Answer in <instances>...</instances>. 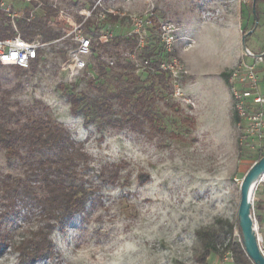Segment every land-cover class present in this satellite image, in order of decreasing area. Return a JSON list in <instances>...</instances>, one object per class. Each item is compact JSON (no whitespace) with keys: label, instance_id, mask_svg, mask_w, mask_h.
<instances>
[{"label":"rangeland","instance_id":"374dc122","mask_svg":"<svg viewBox=\"0 0 264 264\" xmlns=\"http://www.w3.org/2000/svg\"><path fill=\"white\" fill-rule=\"evenodd\" d=\"M151 5L158 20L173 23L180 30L185 20L196 17L192 0H0V27L12 25L22 35L17 28L19 21L29 28L35 23L37 27L52 28L61 37L45 42L43 30L36 28L40 34L32 40L48 43L38 65L30 70L0 65V107L10 115L0 122L8 127L20 128L39 116L58 124L43 102L34 97L31 101L23 99L32 95L30 88L34 93L50 87L69 103L71 94L97 97L100 94L96 86L105 84L112 91L123 83L120 78L131 75L155 89L156 103L149 110L153 122L144 120L140 129L126 123L123 113L129 110L123 112L113 99L115 126L108 124L107 118L98 117L90 126L84 125L89 129L86 141L72 138L86 154L92 153L86 159L78 157L75 178L77 184L92 192L85 209L56 228L64 238L52 232V242L56 241L52 255L35 264H63L61 250L70 251L69 244L71 248L91 247L96 252V264L103 260L101 249L110 244L113 251L127 248L125 264H203L204 241L199 232L211 233L217 247L205 264H229L231 244L243 240L239 220L241 185L264 157V130L253 132L246 120H236L230 76L240 63L205 78L223 64L222 54L217 51L221 47L218 38L204 52L193 50L189 54L190 73L181 53L186 43L194 47L196 42L191 36L181 35L188 40L180 41L176 54L188 72L177 82L176 93L171 81L157 76L155 64L149 68L142 65L151 52L154 61L166 57L156 36L151 38L153 48L139 53L136 62L126 56L136 48V41L129 35L130 16L144 15ZM94 6V13L85 21L80 13ZM48 8L56 13L51 18L46 16ZM255 9L253 13V4L245 6L243 21L249 25L248 30L258 22L245 41L257 53L264 51V0H257ZM106 25L115 29V38L106 46L94 42L88 69L79 78L71 76L67 66L78 44L76 37L96 38ZM208 36L214 37L210 33ZM109 58L115 60L114 66L108 64ZM99 66L106 70L105 74ZM261 72L259 87L264 96V71ZM222 73L229 75L228 81L221 77ZM236 87L242 88L238 83ZM249 111L255 112L257 107L250 106ZM78 117L85 122L84 114ZM109 137L114 139L109 142ZM56 155L57 151L45 154ZM116 172L117 179L112 184L109 179ZM142 175L149 177L146 184L139 181ZM9 176L22 178L37 197L6 189L3 181ZM42 183V172L32 173L17 159L8 162L0 145V264H24L14 247L45 224L38 203L44 195ZM256 199L259 201H255L254 210L251 206V214L258 217L264 238V193L259 190ZM83 259L87 261L88 256Z\"/></svg>","mask_w":264,"mask_h":264},{"label":"trees","instance_id":"16d2710c","mask_svg":"<svg viewBox=\"0 0 264 264\" xmlns=\"http://www.w3.org/2000/svg\"><path fill=\"white\" fill-rule=\"evenodd\" d=\"M0 14L2 12L0 11ZM56 13L52 8H48L46 16L51 18ZM17 28L22 32V37L26 40H32L40 33L36 28L43 30L44 41H53L60 39L59 33H54L50 27H40L33 23L32 28L25 25L24 22H18ZM16 35V31L12 25L0 27V39L11 38ZM112 42V41H111ZM107 45V44H106ZM101 45V46H106ZM154 43L149 47L153 48ZM161 49L163 47L159 45ZM41 51H39V58L36 60L30 69H34L39 62ZM147 54L145 59H150L155 64L157 76L161 79H166L170 82L169 76L166 73L158 70V64L163 59L154 61L152 54ZM157 55V53H155ZM168 58L169 55H166ZM19 70H25L20 67L12 66ZM89 67V66H88ZM100 71L104 74L106 70L99 66ZM29 69V70H30ZM227 81L229 75H222ZM123 81L114 90L109 91L105 84L96 86L100 96L88 97L85 94H71L70 103L73 106V115H85L84 125L90 126L96 118H107V123L115 126L112 122L116 113L115 105L111 100L118 101L121 110H129L123 113L126 123H131L132 126L138 129L142 128L143 121L149 120L153 122L150 116V107L156 103L154 85L147 87L146 81L140 80L138 77L131 75L130 78H120ZM6 112L8 110L0 107V119L10 118ZM105 116V117H104ZM107 116V117H106ZM236 120L240 122L242 119L237 114ZM125 126V124H120ZM0 145L5 149L8 162L17 159L29 166L32 173H43L42 190L44 195L38 198V203L41 206V217L45 224L39 227L30 236L23 238L15 247V251L19 254V259L24 264H35L44 259L48 255H52L54 245L51 239L52 232L59 226L63 225L66 220L71 219L74 215L82 212L89 201L91 190L75 182L77 176V159L87 158V154L77 146L71 135L51 118H44L42 116L28 120L20 128H10L5 123L0 122ZM25 150V155L22 151ZM57 151V155L45 156L46 153ZM118 173L111 176L109 182L114 184L116 182ZM149 180L147 175L139 177L141 184H146ZM6 189H12L17 195H35L37 194L33 189L24 185L22 178L8 179L3 181ZM14 205V200L12 201ZM241 230V228H240ZM199 236L204 241V253L201 261L203 264L217 251L216 244L211 233L199 232ZM230 251L233 253V259L236 264H252V260L246 254L243 240L241 243L231 244Z\"/></svg>","mask_w":264,"mask_h":264},{"label":"built area","instance_id":"2783aa9c","mask_svg":"<svg viewBox=\"0 0 264 264\" xmlns=\"http://www.w3.org/2000/svg\"><path fill=\"white\" fill-rule=\"evenodd\" d=\"M31 2L33 0H26ZM253 4V13H256L255 5L257 0H192V5L195 12L205 23L222 24L228 22L236 12L241 13L245 6ZM97 6L89 10H84L80 14L84 16V20H88L94 13ZM154 5H151L144 15H131L130 23L132 30L130 36L136 41V48L126 53V56L133 62L138 59L139 53L148 49L153 43L151 38L156 36L159 43L164 49L166 55L158 64V70L166 73L169 76L172 85L176 88V93H179L177 82L183 74L188 71L184 68L179 56L176 54L178 43L185 39L180 36V28L173 23H164L157 19L154 13ZM256 24L252 29L244 32L243 58L252 59L248 62L245 59L240 63L239 67L233 71L230 76L232 84V91L235 97V108L237 114L241 119L246 120L250 124L253 132L261 133L264 130V96L260 93V67L264 64V52L254 53L245 44L247 38L255 31ZM82 27L80 24L79 28ZM155 33V35L153 34ZM116 36L115 29L110 25L101 27L96 38L87 35H78L76 40L78 44L76 48L70 53L68 59L67 69L71 76L81 77L84 71L88 69L89 59L94 54V42L98 45H106L110 43ZM186 41L188 39H185ZM48 46V43L40 40H26L21 34L16 33L15 36L7 39H0V65L2 66H16L25 70H29L32 64L38 60L39 51ZM192 48L191 43H186L184 50L188 51ZM153 61L144 59L142 65L144 67H151ZM110 66L115 65L113 58L108 59ZM242 86L241 89L236 87V84ZM250 106H256L257 111H249ZM262 137V135H259ZM264 186V180L259 181L255 188L254 198L251 201L253 210L255 209L256 193ZM252 210V209H251ZM252 215V214H251ZM256 237L259 248L264 256V238L260 234V226L258 217L254 214L252 216ZM229 264H236L233 259V253H227Z\"/></svg>","mask_w":264,"mask_h":264},{"label":"crops","instance_id":"0c3cea01","mask_svg":"<svg viewBox=\"0 0 264 264\" xmlns=\"http://www.w3.org/2000/svg\"><path fill=\"white\" fill-rule=\"evenodd\" d=\"M244 11L245 10L242 9L241 13L236 12V14L233 16L232 19L222 24L205 23L200 19V17L196 12H195L196 17L189 18L183 22L180 31V36L181 35L191 36L195 39L196 42L194 47H192L188 51H182L181 53V59L184 61L185 66H187L190 73H193V70L189 61L190 59L189 54L193 50H197V51L199 50L204 52L210 47V44H212V42L216 41V39L218 38H220L221 47L217 51L222 54L223 64L213 72L206 74L205 78H208L209 75L215 73H221L225 69L233 68L238 62L241 63L243 61L244 32L245 30L249 29V25H247L243 21ZM209 33L214 37L209 38L208 36ZM178 44L181 46V42H179ZM262 52L264 51L261 52L258 51L257 53H262ZM245 60L248 62H252V59L250 60L249 58ZM261 69L262 71H264V64L260 67V75L262 73ZM223 74H227V73L221 74V77L225 79L222 76ZM221 103H222V107H224L225 102L221 101ZM229 104L230 103H228V105ZM260 191L261 193H264V186L260 189ZM262 202H264V200H262Z\"/></svg>","mask_w":264,"mask_h":264},{"label":"clouds","instance_id":"9594fccd","mask_svg":"<svg viewBox=\"0 0 264 264\" xmlns=\"http://www.w3.org/2000/svg\"><path fill=\"white\" fill-rule=\"evenodd\" d=\"M29 92L32 95L23 97V99L31 101L33 97L37 100L43 102L51 111L55 121L60 124L77 142L86 141L89 135V129L84 127V120L82 117H77L73 115V106L71 103L62 99L52 88L42 87L36 89L35 92H32V89H29ZM114 137H109L108 141L110 142ZM87 150V144L85 145ZM92 155L91 152L87 153ZM95 215V213L93 214ZM54 235L60 236L63 239V234L59 232L58 229L54 230ZM124 237H120V240H123ZM67 243V242H66ZM53 244H56V241L53 240ZM68 247L70 251H62L61 256L63 264H96L94 257L96 252L89 246L81 245L80 247L71 248L69 244ZM130 248L131 245H128ZM59 250V249H58ZM104 253L103 260L99 264H125L124 254L127 251V248H122L119 251H113V246L110 244L101 249ZM88 256V260L85 261L83 257Z\"/></svg>","mask_w":264,"mask_h":264},{"label":"water","instance_id":"95a60500","mask_svg":"<svg viewBox=\"0 0 264 264\" xmlns=\"http://www.w3.org/2000/svg\"><path fill=\"white\" fill-rule=\"evenodd\" d=\"M264 174V157L261 158L244 178L241 185V202L239 207L240 228L243 243L248 257L254 264H264V256L260 251L251 215V184L255 178Z\"/></svg>","mask_w":264,"mask_h":264},{"label":"bare ground","instance_id":"6f19581e","mask_svg":"<svg viewBox=\"0 0 264 264\" xmlns=\"http://www.w3.org/2000/svg\"><path fill=\"white\" fill-rule=\"evenodd\" d=\"M263 181L264 180V174L259 177V178H255L251 184V194H250V197H251V201L252 199L254 198V193H255V188L257 186V184L259 183V181Z\"/></svg>","mask_w":264,"mask_h":264}]
</instances>
